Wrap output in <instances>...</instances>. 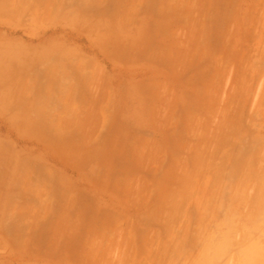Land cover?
<instances>
[{"label":"rangeland","instance_id":"374dc122","mask_svg":"<svg viewBox=\"0 0 264 264\" xmlns=\"http://www.w3.org/2000/svg\"><path fill=\"white\" fill-rule=\"evenodd\" d=\"M190 9V52L154 86L166 121L147 151L164 155L163 172L104 174L99 191L70 186L52 251H0V263L264 264V0ZM123 133L100 129L102 156L120 158Z\"/></svg>","mask_w":264,"mask_h":264},{"label":"crops","instance_id":"0c3cea01","mask_svg":"<svg viewBox=\"0 0 264 264\" xmlns=\"http://www.w3.org/2000/svg\"><path fill=\"white\" fill-rule=\"evenodd\" d=\"M195 1L0 0V251H52L70 186L163 172L147 151L166 121L154 86L190 52ZM117 127L126 151L102 156L100 129Z\"/></svg>","mask_w":264,"mask_h":264}]
</instances>
